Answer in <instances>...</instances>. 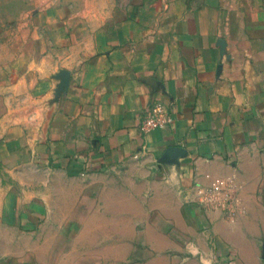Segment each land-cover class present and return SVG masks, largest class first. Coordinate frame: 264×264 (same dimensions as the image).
<instances>
[{"label": "crops", "instance_id": "1", "mask_svg": "<svg viewBox=\"0 0 264 264\" xmlns=\"http://www.w3.org/2000/svg\"><path fill=\"white\" fill-rule=\"evenodd\" d=\"M85 4L78 63L59 2L0 28V264H264V0Z\"/></svg>", "mask_w": 264, "mask_h": 264}, {"label": "rangeland", "instance_id": "2", "mask_svg": "<svg viewBox=\"0 0 264 264\" xmlns=\"http://www.w3.org/2000/svg\"><path fill=\"white\" fill-rule=\"evenodd\" d=\"M53 1L60 4L59 18L61 25L59 32L61 35L69 33L70 38H74L78 63L85 53H89L91 43L104 30L96 26V19L100 16L99 12H88L86 13L87 17H85L84 5L89 0H44L43 2L40 0H0V28H3V25H7V29L17 30V27L22 22L25 23V29L29 30L32 25L30 22H34L36 16L40 14L41 5L44 4V7H46L47 4H52ZM26 4H28L27 9L24 10ZM72 9L76 10L72 11ZM73 14L75 15V23L72 22L70 26L64 24L69 19V16H73Z\"/></svg>", "mask_w": 264, "mask_h": 264}, {"label": "built area", "instance_id": "3", "mask_svg": "<svg viewBox=\"0 0 264 264\" xmlns=\"http://www.w3.org/2000/svg\"><path fill=\"white\" fill-rule=\"evenodd\" d=\"M171 121L168 107L155 102L145 107L140 115V131L144 134L166 127ZM226 179H216L212 187L198 191L195 202L202 207L233 210L235 200L229 191Z\"/></svg>", "mask_w": 264, "mask_h": 264}]
</instances>
